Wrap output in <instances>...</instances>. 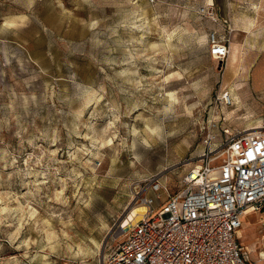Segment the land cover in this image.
<instances>
[{
	"label": "rangeland",
	"instance_id": "obj_1",
	"mask_svg": "<svg viewBox=\"0 0 264 264\" xmlns=\"http://www.w3.org/2000/svg\"><path fill=\"white\" fill-rule=\"evenodd\" d=\"M214 2L219 24L207 0H0V264H99L139 183L174 195L210 142L264 127V0ZM263 220H242L256 262Z\"/></svg>",
	"mask_w": 264,
	"mask_h": 264
},
{
	"label": "built area",
	"instance_id": "obj_2",
	"mask_svg": "<svg viewBox=\"0 0 264 264\" xmlns=\"http://www.w3.org/2000/svg\"><path fill=\"white\" fill-rule=\"evenodd\" d=\"M202 11L214 24L221 22L214 0ZM210 43L211 56L225 62L229 39L212 32ZM224 133L221 144L209 143L176 194L159 175L136 186L147 211L127 229L123 220L115 247L99 264H264V253L252 261L239 236L244 217L264 214V129Z\"/></svg>",
	"mask_w": 264,
	"mask_h": 264
},
{
	"label": "bare ground",
	"instance_id": "obj_3",
	"mask_svg": "<svg viewBox=\"0 0 264 264\" xmlns=\"http://www.w3.org/2000/svg\"><path fill=\"white\" fill-rule=\"evenodd\" d=\"M238 55H239V49L236 46H234L233 48L230 49V56H229L230 59H231V62L230 63L236 69L241 67L240 65H239L240 67H238V62H239ZM237 71H238V69H237ZM232 99L234 101H237L236 99L231 98L230 95H228L227 97H225V104H229V101L231 103ZM262 129H264V127H262V126H255V127H250L248 129H246L244 132H255L257 130H262ZM260 132L261 131H257L255 133H260ZM146 211H147V209H146V207L143 204H141V205L136 204L135 206H133L130 209V211H129V215H127L126 218H125L124 229L129 228L132 223H134V224L137 223L143 217V215L146 213ZM251 212L252 211L249 210L247 212V214H249ZM240 232H241V230L239 231V236H240Z\"/></svg>",
	"mask_w": 264,
	"mask_h": 264
}]
</instances>
